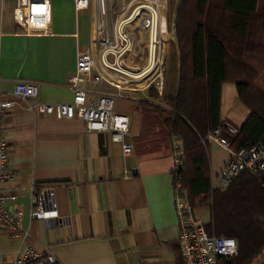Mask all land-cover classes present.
Returning a JSON list of instances; mask_svg holds the SVG:
<instances>
[{"label":"crops","instance_id":"0c3cea01","mask_svg":"<svg viewBox=\"0 0 264 264\" xmlns=\"http://www.w3.org/2000/svg\"><path fill=\"white\" fill-rule=\"evenodd\" d=\"M108 1L113 16L134 2ZM164 1L159 33L168 62L176 36L168 20V0ZM51 6L50 34H29L16 23L17 0H0V102H15L3 118L15 178L1 184L0 190L10 196L9 210L23 214L21 232H0V264H16L18 251L26 247L53 254L59 264H177L181 250L175 153L143 154L135 146L144 128L138 108L147 100L148 90L127 93L116 103V112L130 118L128 141L134 148L130 156L109 134L89 131L79 120L39 115L31 110L34 101L14 95L17 83L34 82L41 100L71 103L74 94L67 81L76 72L78 54L91 52L98 60L99 0H91L90 9L81 12L74 0H51ZM144 64L146 58L138 62L140 67ZM179 89L180 114L186 119L191 86L182 84ZM220 113L221 121L237 129L250 116L232 82L222 86ZM202 130L201 141L210 131ZM174 141L181 145L179 139ZM206 148L212 184L231 153L216 142L207 143ZM128 168L133 169L130 176ZM43 188H54L57 220L30 216L33 195ZM197 209L200 216L206 211Z\"/></svg>","mask_w":264,"mask_h":264},{"label":"trees","instance_id":"16d2710c","mask_svg":"<svg viewBox=\"0 0 264 264\" xmlns=\"http://www.w3.org/2000/svg\"><path fill=\"white\" fill-rule=\"evenodd\" d=\"M168 20L177 43L170 45L163 94L152 86L140 102L144 128L135 146L156 154L174 151L179 139L186 156L180 174L192 205L208 211L209 234L238 242L233 264H249L264 249V186L245 172L229 188L213 190L199 133L220 124L222 86L232 82L250 116L236 134L223 136L232 151L264 147V0H168ZM182 84L191 86L186 119L180 114ZM177 264H184L182 256Z\"/></svg>","mask_w":264,"mask_h":264},{"label":"built area","instance_id":"2783aa9c","mask_svg":"<svg viewBox=\"0 0 264 264\" xmlns=\"http://www.w3.org/2000/svg\"><path fill=\"white\" fill-rule=\"evenodd\" d=\"M78 12L87 11L91 0H74ZM107 0H99L101 21L97 27L99 45L98 60L91 52H80L74 75L67 87L74 94L71 103H62L56 98L43 101L39 85L20 82L14 87V95L21 100L34 101L31 110L42 116H55L60 120H79L93 132L107 133L112 142L120 143L125 156L134 153L130 136V118L116 112V103L127 93H138L155 86L160 95L164 90V67H161L163 41L159 33L160 0H134L123 6L112 22L106 8ZM16 23L27 33L50 34L52 26L51 0H17ZM41 15H38V14ZM141 34V36L139 35ZM146 58V66L138 62ZM15 102H0V185L12 181L15 174L10 168L9 146L3 136V118L13 109ZM237 128L221 121L202 139L204 145L216 142L231 153L229 161L212 181V189L225 190L243 173L250 172L264 186V147L254 146L232 151L225 131L237 133ZM175 207L179 223V245L184 264H233L239 253L238 242L233 238L209 234L207 226L212 220L204 221L197 207L191 203L189 187L180 170L186 156L175 144ZM128 176L133 169L126 170ZM217 182V185H215ZM10 196L0 190V232H21L23 214L10 211L6 205ZM30 216L35 220L59 219L56 210L54 188H43L34 193ZM264 222V219H263ZM16 264H59L51 253L42 254L32 247L18 251Z\"/></svg>","mask_w":264,"mask_h":264},{"label":"rangeland","instance_id":"374dc122","mask_svg":"<svg viewBox=\"0 0 264 264\" xmlns=\"http://www.w3.org/2000/svg\"><path fill=\"white\" fill-rule=\"evenodd\" d=\"M164 1V0H163ZM164 6H162V8H161V15H162V17L164 18V14H165V9H166V6H165V1H164V4H163ZM106 8H107V13H108V16H109V20H110V22H112V21H114L115 20V18H116V16H113L112 15V13L110 14V9L109 8H111L110 7V2L107 0V2H106ZM114 17V18H113ZM171 18H173L172 16H170V20H172ZM173 21V20H172ZM169 23H171V22H169ZM140 36H141V34H139ZM163 37H164V41L166 42V43H168L167 41H168V39H167V35L166 34H164L163 35ZM175 42L177 43V38H175ZM172 43V42H171ZM169 48V47H168ZM166 63H167V60H166ZM147 64H144L143 65V67H145ZM147 94H148V92H147ZM148 96V95H147ZM148 99V98H147ZM215 185H217V182H215ZM208 215H209V213H208V211H203V213H202V215L200 216L202 219H204V221H207L208 220ZM249 264H264V249L260 252V253H258L250 262H249Z\"/></svg>","mask_w":264,"mask_h":264},{"label":"bare ground","instance_id":"6f19581e","mask_svg":"<svg viewBox=\"0 0 264 264\" xmlns=\"http://www.w3.org/2000/svg\"><path fill=\"white\" fill-rule=\"evenodd\" d=\"M164 4V1H162L161 3H160V7L162 8V6H164L163 5ZM161 10H160V15H161ZM38 15H41L40 13L38 14ZM163 40H164V37H163ZM166 43V42H165ZM166 56H167V48L165 49V50H162L161 51V61H160V63H161V67H160V69H159V71L157 72V73H160V70L164 67V64H165V60H166Z\"/></svg>","mask_w":264,"mask_h":264}]
</instances>
